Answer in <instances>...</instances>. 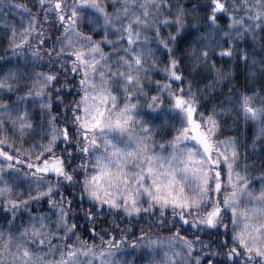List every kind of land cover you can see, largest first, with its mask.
Listing matches in <instances>:
<instances>
[{"label":"snow or ice","instance_id":"1","mask_svg":"<svg viewBox=\"0 0 264 264\" xmlns=\"http://www.w3.org/2000/svg\"><path fill=\"white\" fill-rule=\"evenodd\" d=\"M0 264H264V0H0Z\"/></svg>","mask_w":264,"mask_h":264}]
</instances>
